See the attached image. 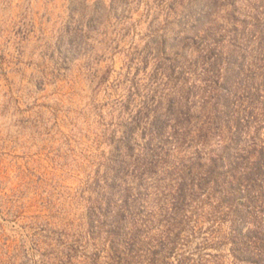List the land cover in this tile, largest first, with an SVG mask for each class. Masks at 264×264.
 I'll return each mask as SVG.
<instances>
[{"label":"rangeland","instance_id":"1","mask_svg":"<svg viewBox=\"0 0 264 264\" xmlns=\"http://www.w3.org/2000/svg\"><path fill=\"white\" fill-rule=\"evenodd\" d=\"M0 264H264V0H0Z\"/></svg>","mask_w":264,"mask_h":264}]
</instances>
